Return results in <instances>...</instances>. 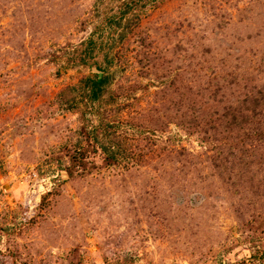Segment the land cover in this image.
<instances>
[{
    "label": "rangeland",
    "instance_id": "374dc122",
    "mask_svg": "<svg viewBox=\"0 0 264 264\" xmlns=\"http://www.w3.org/2000/svg\"><path fill=\"white\" fill-rule=\"evenodd\" d=\"M126 1L0 0V264H264V0Z\"/></svg>",
    "mask_w": 264,
    "mask_h": 264
},
{
    "label": "trees",
    "instance_id": "16d2710c",
    "mask_svg": "<svg viewBox=\"0 0 264 264\" xmlns=\"http://www.w3.org/2000/svg\"><path fill=\"white\" fill-rule=\"evenodd\" d=\"M155 0H128L124 3V7L122 8L121 13L117 15H111L108 17V22L111 24V26L115 24L121 23V20L123 17H125L130 12L132 13L134 10H142L145 5L149 2H152ZM139 2H143L141 5H139ZM128 16V15H127ZM126 16V17H127ZM125 34L120 35V40L124 39ZM106 49L107 52L110 53L112 49V43H108V41H98L95 39H90L88 41V45L86 48L87 55H91V53L95 49ZM80 89L83 90L81 93L84 95L85 98L88 100H98L101 97L102 92L107 88V86L110 84L109 76L105 73L99 74H92L88 77H85L81 83H80ZM76 90H78V87H75ZM113 157H108L107 163L111 164L113 162H116L119 160V158H122L123 156H126L122 153V151L118 148L117 150L113 149ZM83 158V157H82ZM82 158H76L72 160L71 166L67 167V172L70 176L73 175V169L77 166V164H83ZM78 159V160H77Z\"/></svg>",
    "mask_w": 264,
    "mask_h": 264
},
{
    "label": "water",
    "instance_id": "95a60500",
    "mask_svg": "<svg viewBox=\"0 0 264 264\" xmlns=\"http://www.w3.org/2000/svg\"><path fill=\"white\" fill-rule=\"evenodd\" d=\"M99 74H102V73H99Z\"/></svg>",
    "mask_w": 264,
    "mask_h": 264
}]
</instances>
